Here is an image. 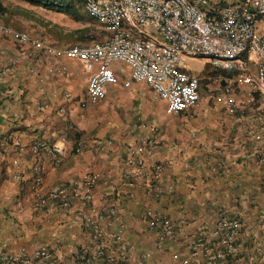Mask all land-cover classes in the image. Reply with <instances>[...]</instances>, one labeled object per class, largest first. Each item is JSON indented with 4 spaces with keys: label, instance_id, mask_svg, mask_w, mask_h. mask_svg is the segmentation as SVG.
Masks as SVG:
<instances>
[{
    "label": "crops",
    "instance_id": "obj_1",
    "mask_svg": "<svg viewBox=\"0 0 264 264\" xmlns=\"http://www.w3.org/2000/svg\"><path fill=\"white\" fill-rule=\"evenodd\" d=\"M18 46L0 34V62L20 53L24 56L2 84L8 94H0V246L8 251L23 248L28 254L45 246L58 258V264H105L103 258H95L96 242L80 214H106L102 226L105 254L114 248L111 235L122 225L129 246L128 264L141 260L144 264H180L173 255H188L185 236L203 224L211 226L223 208L239 215V241L251 244L257 230L258 204L264 195V162L253 156L248 144H242L245 129L255 121L254 107H263V98L255 95V102H250L248 89L243 88L217 103L202 91L193 108L169 113L165 102L155 100L145 82L124 84L129 67L122 63L113 64L117 81L106 87L105 95L89 97V73L77 60L67 56L44 60L33 49ZM51 66H62L64 71L49 74ZM31 67L37 74L27 78ZM229 100L235 103L233 110ZM10 134L24 143L41 137L64 148L61 163L49 166L43 175L42 193L96 173L94 199L74 200L66 209L34 210L31 181L35 158L26 152L17 159L12 145L3 142ZM145 135L159 140L153 153L146 156L150 162L165 165L164 181L172 191L155 197L140 185L133 196L116 198L115 188L126 192L120 175L127 147ZM106 138L113 142L105 151L91 147L92 140ZM77 141L83 143L79 152H75ZM114 204L117 212L109 216L108 208ZM148 210H157L174 221L184 219L185 224L160 241L157 230L145 219ZM242 261L248 264L245 256Z\"/></svg>",
    "mask_w": 264,
    "mask_h": 264
},
{
    "label": "built area",
    "instance_id": "obj_2",
    "mask_svg": "<svg viewBox=\"0 0 264 264\" xmlns=\"http://www.w3.org/2000/svg\"><path fill=\"white\" fill-rule=\"evenodd\" d=\"M84 12L99 26L102 36L84 44L54 45L44 37L31 35L7 26L0 19V34L20 45L31 48L44 60L67 56L77 60L89 73L86 94L103 97L106 87L117 81L114 63L129 67V78L124 82H145L153 98L164 101L169 113H184L200 100L202 91L217 103L224 96L247 88L250 102L255 95L264 99V0H80ZM55 2V0H52ZM19 47V46H18ZM19 47L20 49H22ZM24 50V49H23ZM204 58L210 69L206 75H195L187 69L186 59ZM24 56L0 62V94L7 93L2 84L11 76L12 69L22 63ZM62 66H51L49 74L61 75ZM36 75L34 67L29 75ZM0 95V100L2 97ZM66 97H69L66 94ZM228 105L235 107L233 100ZM47 105H43L46 107ZM255 121L244 131L245 144L260 162H264V106L256 105ZM142 128L146 127L141 124ZM127 147L123 157L120 179L126 192L114 189L116 198L122 194L131 197L138 186L155 197L172 191L164 181L165 165L150 162L159 140L145 135ZM3 142L12 145L17 159L29 152L35 158L32 165L31 189L35 194L34 210L68 208L74 200L90 202L94 199V186L99 178L87 173L79 179L58 185L46 193L41 191L43 175L49 166L62 161L63 147L41 137L24 143L17 135H8ZM112 139H94L90 145L105 151ZM77 141L75 152L82 149ZM0 142V152H1ZM17 163V161L15 160ZM16 175V179H20ZM117 212V205L108 208V215ZM223 208L211 226L203 224L192 234H187L188 255L173 257L180 264L202 260L205 264H264V195L256 212L257 230L250 245L239 241L242 221L238 214ZM82 224L96 242L95 258H103L105 264H128L129 246L123 237V226L112 235L114 248L104 252L105 241L102 226L106 214H80ZM145 219L157 230L158 239L172 237L185 224L184 219L172 220L157 211L148 210ZM2 219L0 218V229ZM84 261L88 259L83 258ZM58 258L45 246L28 254L23 248L8 251L0 246V264H58ZM137 264H144L143 260Z\"/></svg>",
    "mask_w": 264,
    "mask_h": 264
},
{
    "label": "rangeland",
    "instance_id": "obj_3",
    "mask_svg": "<svg viewBox=\"0 0 264 264\" xmlns=\"http://www.w3.org/2000/svg\"><path fill=\"white\" fill-rule=\"evenodd\" d=\"M0 0V17L9 27L44 37L55 45L84 44L101 36L97 23L83 10L80 0ZM7 25V26H8ZM193 74L206 75L204 58L186 59Z\"/></svg>",
    "mask_w": 264,
    "mask_h": 264
}]
</instances>
